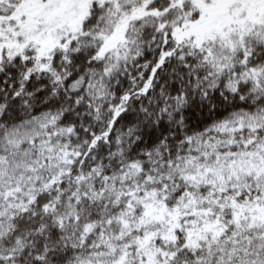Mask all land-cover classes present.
Returning <instances> with one entry per match:
<instances>
[{"label":"snow or ice","instance_id":"snow-or-ice-1","mask_svg":"<svg viewBox=\"0 0 264 264\" xmlns=\"http://www.w3.org/2000/svg\"><path fill=\"white\" fill-rule=\"evenodd\" d=\"M0 264H264V0H0Z\"/></svg>","mask_w":264,"mask_h":264}]
</instances>
